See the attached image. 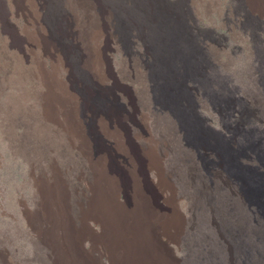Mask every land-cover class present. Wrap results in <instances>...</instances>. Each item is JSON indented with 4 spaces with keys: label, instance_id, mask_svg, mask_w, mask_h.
Returning <instances> with one entry per match:
<instances>
[{
    "label": "rangeland",
    "instance_id": "rangeland-1",
    "mask_svg": "<svg viewBox=\"0 0 264 264\" xmlns=\"http://www.w3.org/2000/svg\"><path fill=\"white\" fill-rule=\"evenodd\" d=\"M262 12L248 0H0V264H109L87 239L99 247L108 236L92 221L90 232L80 227V214L95 207L108 222L125 215L151 222L159 264H264V199L255 200L241 167L263 171L248 151L264 137V78L257 71H264V53L255 49L264 50L256 20ZM44 23L58 48L50 56L30 42L44 34ZM174 33L195 53L198 75L185 86L204 126L251 159L236 163L230 144L206 138L192 123L196 146L189 145L183 120L157 99L158 60L170 57ZM206 65L225 96L206 87ZM182 73L171 68L174 78ZM79 85L91 97L79 122L105 170L98 186L100 172L67 131L61 105L51 104L53 118L46 109L49 93L59 100L66 91L76 108ZM196 88L208 97L199 98ZM229 92L241 100L235 106ZM178 100L171 103L180 108ZM96 111H106L109 129ZM222 176L236 180L240 192ZM35 216L44 224L38 231L30 227ZM77 237L86 238L82 248ZM166 238L174 240L169 259L159 244Z\"/></svg>",
    "mask_w": 264,
    "mask_h": 264
},
{
    "label": "bare ground",
    "instance_id": "bare-ground-1",
    "mask_svg": "<svg viewBox=\"0 0 264 264\" xmlns=\"http://www.w3.org/2000/svg\"><path fill=\"white\" fill-rule=\"evenodd\" d=\"M248 1L251 4L260 8L261 11H264V0H248ZM263 16H264V12H262L260 14V16H256V20L259 21V25L261 26V28L258 30H260L264 33V17ZM32 20H35V19H32ZM44 25H45V23H44ZM47 30L48 29L45 25L44 31H43L44 34L42 36L41 35L35 36L33 34L30 38V42L33 44V46L38 47L39 49H44L46 52H48V54L50 56L53 53H55L58 48H57V44L55 42L53 35L48 32L47 36H46ZM71 36H72V34H71ZM176 36H177V34L174 33V37H176ZM68 39H70V38H68ZM171 43H172V45L169 47L172 50L170 57L164 56L162 58V56H161L158 60L159 65H160V71L159 72H161V78L159 77L154 82L155 83L154 90L156 93V97H157V99L160 100V101L159 100L158 101L162 104L163 108H164V104H165V107H167V109L175 117L181 118V120H183L182 129L186 132V136L188 135L187 140L189 142L188 143L189 145L196 146V145H194V140H193L192 136H190V134H188V130H187V124L192 123V124L196 125L198 127V129H200V131L202 132V134L206 138H213V139H216L218 141L220 139L221 141H219V142H221L224 146L228 147L226 144V143H228L227 142L228 140H225V139L219 137L210 128H206L204 126V123L206 120L203 121L199 117V115L197 114V110H196V107L194 105V101L192 99V96L188 92V89L185 86V84L188 80H192L195 77V75H198V71L195 69L196 68L195 53L193 52L192 49H189L188 52H185L184 48L181 46L180 42H178L177 37H176V39L173 38L171 40ZM255 49L260 50L261 52L264 53V50L262 48H255ZM260 58H264V55L260 54ZM178 65L180 66V68L183 71V73L179 75V79L181 80V82H179V79L172 77L170 74L171 68L174 69ZM165 68H166V71H165ZM211 68H212V66L211 67L208 65L204 66V80L206 81V87L208 86V88H210V90L213 89L214 94L223 97V96H225V94L223 92L216 91V89L213 88V86L217 80L214 77L215 75L212 76V73L210 71ZM257 71L264 78L263 67L258 68ZM70 83H73V82L71 81ZM220 86H222V85H220ZM81 88H82L81 85H79L78 91H77L78 97L75 96V98H74L75 103L77 102L76 108L72 107L73 103L70 101V100L73 101L72 94H69L66 91L67 93L65 92L64 97H62L59 100L56 98V96L53 93H49L47 96V100L48 101L50 100L51 103H46L47 104L46 109H47V113H48L49 117L53 118L54 114L52 112L49 113V111H50L49 108L51 107V104L53 102H58L61 105L60 114L62 116V119H64V122H65L64 125H67V127H66L67 131L69 133H71L72 136L76 135V137L79 139V141L81 143L80 146L82 147L83 152L87 155L88 162L93 164V166L95 167V174L98 173V171L100 172L96 176L97 177V183L96 184L98 186V185H100V182H102L103 179H105V172H104L105 170L103 168V164L101 162H99V159L96 157L97 155H95V151H94L95 149L92 148V145L90 143V138H89V135H90L89 132L85 129L83 130V128L81 126L82 123L79 122L80 121L79 114L81 112V109L83 111H85L86 113H88L90 110V103H91V100H90L91 97L89 95L90 92L86 91L85 90L86 88H85L84 92L82 93ZM199 89L198 88L195 89L199 98L201 96L207 98L208 92L205 91V93H202V95H201ZM50 90H49V92H50ZM220 90H223V89H220ZM208 91H209V89H208ZM225 92H227V91H225ZM228 95L231 98L230 101H231L232 105L234 104L233 106H235V104H237V103H239V101H241V100H237V99L233 98V93H231V92H229ZM175 96H177L179 99L177 101V104L180 108H178L176 104L174 106L173 103H171V99H173ZM168 99H170V102L168 101ZM181 102L186 103V108H183ZM243 103H245V102H243ZM245 104H247V103H245ZM234 108L235 107H233V109ZM96 112H97V116L99 117V123L102 126V129L103 130L109 129L110 126L112 125V120L110 117H108V114L106 113V111H100V112L96 111ZM93 113H94V111H93ZM227 119L228 118H226V120ZM253 133H257V131L253 130L252 132H249L250 135H253ZM257 134H260V133H257ZM262 140H264V137L260 136V141L258 142V144H256V145L252 144V146H250L248 148V151L251 154H253L257 158V160H259V162L263 168V171H260L258 168H250V167L241 166L243 169H245L250 174V179H249L250 184H251L252 190L254 192L255 200H257V201H258V199H264V147L262 145L263 144ZM228 144H230V143H228ZM227 150L234 153V160L236 163H240V159L243 157H247V158L251 159V157L247 153L246 149H241L239 151H236L231 147V144H230V146L227 148ZM227 152L225 151L222 154L225 155V154H227ZM213 153H215V152H213ZM218 155H221V153H219ZM98 166H99L100 170H96V168ZM137 169L141 175L140 177L142 178V172H143L142 166L140 164H138ZM135 170H136V168H135ZM103 175H104V177H103ZM223 178L237 192H240L239 184L236 182V180L232 179L229 176L223 177ZM142 179H144V178H142ZM128 184L131 185L130 182H128ZM128 184H127V186H130ZM116 186L120 187V188H122V186H123V182H122L121 178L118 176H117ZM46 190H47V188L45 189V187H43V186L39 187V192L42 195L45 193ZM119 191H120V189H119ZM128 191H130V188H128ZM134 195H135V193L133 192L132 196H134ZM252 203H253L252 201H249V204H252ZM62 207H63V205H62ZM123 207L125 209L130 208V203H129V201H127V199L123 203ZM131 213L133 214V213H135V211H131ZM262 215L264 216V212L262 213ZM80 216L82 219V222H80V227L82 229V232H90L87 223H88V221H92L94 224H97L100 226L103 237L106 235L108 236V237H106V239L102 240L103 243L99 244V247L95 246V244L93 243L94 240H92L91 238H87V239L92 244L91 249H94V250L96 249L98 252H102V254L105 255V257L109 261V264H159V259L156 255V252H155V243H156V240H159V238H158V233L155 230V226H153L151 224V222H130L129 221L130 218L126 215L121 222H119L120 220L119 221L116 220V218H118V217H115V216H112L110 218V222H108L107 216H106L104 210L102 208H98V207L97 208L95 207L94 210H92V211L88 210L85 212L83 210V212L80 214ZM176 217H178V216H176ZM32 219H33V221H30V227L32 228V230L38 231V227H40L44 224H43V222H40L38 220L37 216H35ZM66 226H67L68 230H70L68 224H66ZM66 233H67V231H66ZM84 239H86V238L82 239V237H77V238L73 239V242H74V244H76L77 247L82 248V243H83ZM169 243H174V240H171V238H166V241L164 243L161 241L159 242V244L162 247H164V249L166 250V257L168 259L170 258L169 255L167 256V254L169 253V248H168ZM74 244H72V246H74ZM76 246H75V248H76ZM169 263H170V261H169Z\"/></svg>",
    "mask_w": 264,
    "mask_h": 264
}]
</instances>
